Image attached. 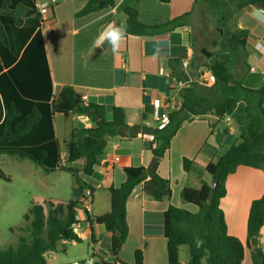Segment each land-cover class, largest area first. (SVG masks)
<instances>
[{
	"label": "crops",
	"instance_id": "0c3cea01",
	"mask_svg": "<svg viewBox=\"0 0 264 264\" xmlns=\"http://www.w3.org/2000/svg\"><path fill=\"white\" fill-rule=\"evenodd\" d=\"M88 1L35 0L36 7L38 3L40 6L49 5L50 10L43 15L39 13V17L28 18L23 26L15 28L8 50L0 47V122L4 117V104L12 95L33 103H50L58 90L66 85L72 86L78 94L85 97V104L103 105L108 118L113 107L121 108L126 126L119 128L115 136L107 139L105 152L94 166L93 173L90 176L80 173L79 177L94 189L91 192L90 214L100 216L110 211L108 189L118 188L126 180L125 168L149 167L156 161L158 175L169 181L171 198L168 203L155 201L143 193L142 184L134 187L126 203L128 235L118 252V260L133 264L134 253L139 251L142 264H167L163 219L165 210L168 205H172L195 212L193 206L181 201V190L186 187L199 189L202 181L211 183L210 176L204 172L205 166L223 155L238 137L237 128V135H234V127L231 128V123L228 122L229 133L219 137L217 141L215 136L218 135V125L222 128L224 124L218 123L217 118L211 114L194 117L191 122H183L170 139L169 148L159 159L153 157L147 147L149 142L143 137L146 128L155 127L153 105L168 112L179 108L175 99L180 88H177L173 82L175 79L169 78V75L172 69L187 72L188 66L183 68L176 61H187L189 64L191 58H194L195 63L199 64L202 58L206 59L202 51L211 52L202 43L198 44L202 36L214 32L211 22L204 18V6L209 5L202 0H170L169 4H161L155 0H114L112 8L75 18V12L82 9ZM197 4L198 13L194 14ZM125 7L135 8L138 20L146 25L164 24L176 17L185 14L188 16L180 20L170 32L127 36L115 55L107 43L102 48H95V38L107 25H118L126 19L123 13ZM253 7L262 9L250 5L233 14V24L248 30L249 35L245 48L238 49L245 53V58L237 64L230 63L229 66L242 65L238 81L249 89L264 85V53L260 52L261 45H264V23L251 15ZM213 41L216 40L209 39L212 46ZM196 52L199 54H195ZM252 73L259 75L255 84H252L253 80L250 78ZM207 86L195 89V106H207L205 99L212 95V83ZM144 99L153 107V112L143 119ZM92 124L91 119L85 116L65 118L61 114L53 115L52 128L59 143L60 165H68L64 142L69 139L71 129L89 128ZM135 126L140 128L131 131L130 128ZM154 146L153 144L152 147ZM184 157L194 161L195 169L190 173L182 168ZM76 162L71 166L81 169L84 161ZM55 171L57 170L43 172L52 174ZM225 189L226 194L220 201V208L227 232L244 245L241 264H252V247L245 245L246 222L251 202L264 193V171L239 166L228 176ZM82 196L83 192H75L74 199L77 198L80 202ZM79 215L81 219L76 236L86 243L88 252L77 259L91 256L94 263H112L108 252L111 233L103 225L93 224L92 238L84 213L79 211ZM257 240L260 250L264 251V226L261 227ZM69 244L71 243L58 244L56 251L46 256L47 264L49 260L54 264H68L69 262H59L55 254L58 250L64 252L65 249L61 246ZM178 256L181 264L188 263V252L183 246L179 247Z\"/></svg>",
	"mask_w": 264,
	"mask_h": 264
},
{
	"label": "trees",
	"instance_id": "16d2710c",
	"mask_svg": "<svg viewBox=\"0 0 264 264\" xmlns=\"http://www.w3.org/2000/svg\"><path fill=\"white\" fill-rule=\"evenodd\" d=\"M161 4H169L170 0H155ZM219 13L217 28L220 41L216 52L202 51L206 57L204 66L213 76L214 86L220 101L202 110H194V98L197 81L192 80L178 90L180 101L177 110L168 113L167 125L158 130L146 128L143 133H151L154 140L147 147L155 159L161 158L169 148L170 139L175 135L183 122H191L194 117L211 114L218 123L216 140L229 133L225 118L233 120L238 131L237 141L227 151L209 162L204 172L211 178V183L202 181L199 189L183 188L180 199L190 204L196 211L168 205L164 212V238L166 239L167 264H181L178 249L186 246L189 261L187 264H241L244 256L242 242L228 234L220 201L225 197V183L237 167L245 166L264 171V85L257 89L245 88L241 81L235 80L229 69L234 54L239 48L244 49L249 35L248 30L238 28L232 22L233 14L246 6H257L264 9V0H202ZM114 0H89L85 6L75 12L74 17L80 18L104 8H112ZM126 19L121 23L127 25V36L139 37L170 32L188 14L176 17L164 24L146 25L138 20L137 10L125 7ZM39 17L35 0H0V47L10 48L15 28L23 26L30 17ZM118 24V25H119ZM126 36V37H127ZM21 37L19 36V40ZM19 44V42H18ZM179 65L181 61H176ZM203 65L196 64L194 58L189 61L187 72L172 69L169 78L186 82L194 77V71ZM206 101V99H205ZM143 119L153 112L147 99L143 100ZM206 103V102H205ZM207 104V103H206ZM61 114L85 116L92 121L89 128H73L69 139L64 142L66 163L60 165L59 143L54 137L52 118ZM192 115V116H191ZM124 112L113 107L107 117L103 105L85 104L82 96L72 86L61 87L51 102H30L20 96L12 95L4 104V117L0 122V155L18 160H29L45 172L54 170L71 174L77 186L76 192H84L92 187L83 182L79 174L90 176L93 168L99 163L107 147V139L117 134L119 128L125 127ZM140 127H131V131ZM153 144L155 145L154 147ZM83 160L81 169L71 164ZM182 168L190 173L195 169L194 161L182 159ZM126 180L118 188H109L110 211L93 216L84 213V219L91 229L92 225H103L111 233L109 258L112 263L96 262L94 264H125L118 260V252L124 245L128 235L126 220V203L134 187L142 184L143 193L159 202H169L171 189L169 181L157 173L156 161L149 167H128L124 169ZM0 179L8 180L0 170ZM217 182L214 191L211 186ZM79 202L77 198L65 203H54L49 199L31 205L23 216L25 224L17 230L15 248L0 251V264H47L46 256L54 253L62 242L81 243L71 226L76 223ZM47 208V211H46ZM264 226V193L250 204L246 222V243L250 247V239L259 236ZM13 232V229H11ZM264 264V251H261ZM252 264H258L256 256L251 253ZM142 264L139 251L134 253V263Z\"/></svg>",
	"mask_w": 264,
	"mask_h": 264
},
{
	"label": "rangeland",
	"instance_id": "374dc122",
	"mask_svg": "<svg viewBox=\"0 0 264 264\" xmlns=\"http://www.w3.org/2000/svg\"><path fill=\"white\" fill-rule=\"evenodd\" d=\"M200 2V1H199ZM198 2V3H199ZM205 5V4H203ZM205 16L214 27V32L211 35L202 36L198 44H203L211 52H216L220 46H212L209 43L210 38H214L217 42L220 41V32L217 28L219 13L210 6H204ZM198 13V4L194 8V14ZM207 15V16H206ZM196 52L195 54H197ZM199 54V53H198ZM242 58H245V53L242 50H237L232 59V64H237ZM206 59L199 61L201 66L194 71L192 79L197 81L196 88H207L209 80V72L207 71L204 63ZM250 61L248 60V63ZM240 68V69H239ZM233 74V78L238 80L239 73L242 65L239 67L235 65L229 67ZM244 69V67H243ZM246 71V70H245ZM250 78L255 84L259 75L251 74ZM255 86V85H254ZM220 101V96L217 89L212 86V95L208 96L205 105L210 106ZM195 106V105H194ZM206 106V107H207ZM195 106V110L205 109ZM231 128L234 127V135H237L235 123L230 120ZM233 137V136H231ZM77 163V162H74ZM0 170L4 173L8 180L0 179V251L6 248H15L17 245V237L21 234L17 229L22 227L25 222L23 216L27 213L31 205L41 203L45 199H49L54 203H65L74 199L75 195V181L71 174L63 171H55L54 173H44L43 170L34 166L29 160H18L8 156L7 154L0 155ZM47 211V208H46ZM241 228V227H240ZM13 229V232H11ZM60 247V246H59ZM64 252L59 250L56 252V257L59 262H72L78 260L79 256L86 255L88 247L85 242L71 243L63 245ZM185 249L186 246H183ZM48 264H54L51 260Z\"/></svg>",
	"mask_w": 264,
	"mask_h": 264
},
{
	"label": "built area",
	"instance_id": "2783aa9c",
	"mask_svg": "<svg viewBox=\"0 0 264 264\" xmlns=\"http://www.w3.org/2000/svg\"><path fill=\"white\" fill-rule=\"evenodd\" d=\"M54 1H52L53 3ZM50 10V6L49 5H41V7L38 9L39 13L41 15L47 13L48 11ZM260 52L264 53V45H261L260 47ZM188 66V63L187 61H182V67L183 68H186ZM250 70H253L252 68ZM209 80L210 82H214V78L213 76L209 73ZM193 79L189 78L188 81L186 82H181V81H173L175 82V85L177 86V88H182L183 86L187 85V83H190ZM85 97H82V100L84 99ZM176 100V103H178L180 105V101L177 99ZM154 107V122H155V128H157L158 130H161L162 128H164L167 123H168V111H161L159 110L158 106L157 105H153ZM228 122H230V119L229 117H226L225 118V123L228 124ZM144 139L148 142H152L154 140V136L153 134L151 133H145L143 135ZM91 201H92V194H91V191L89 189H86L84 192H83V196L79 202V205H78V214L76 216V223L72 224L71 228L73 230V232L76 234L78 229H79V221L81 219L80 215H79V211L82 212V213H89L90 214V211H91ZM68 264H94V261H93V258L91 256H88L84 259H81V260H75V261H72Z\"/></svg>",
	"mask_w": 264,
	"mask_h": 264
},
{
	"label": "clouds",
	"instance_id": "9594fccd",
	"mask_svg": "<svg viewBox=\"0 0 264 264\" xmlns=\"http://www.w3.org/2000/svg\"><path fill=\"white\" fill-rule=\"evenodd\" d=\"M37 7L38 9L41 7L39 3ZM251 15L261 23H264V9L253 7ZM126 36L127 25L125 23L119 25L109 24L98 34L93 43L95 48H102L105 43L109 44L112 53L115 55L120 51L126 40Z\"/></svg>",
	"mask_w": 264,
	"mask_h": 264
},
{
	"label": "water",
	"instance_id": "95a60500",
	"mask_svg": "<svg viewBox=\"0 0 264 264\" xmlns=\"http://www.w3.org/2000/svg\"><path fill=\"white\" fill-rule=\"evenodd\" d=\"M223 124V123H222ZM217 186V182L213 183V185L211 186V192L214 191V189ZM250 246L252 247V252L255 254L256 256V260L258 264H262V256H261V250L258 246V240L257 237H253L250 239L249 241Z\"/></svg>",
	"mask_w": 264,
	"mask_h": 264
}]
</instances>
